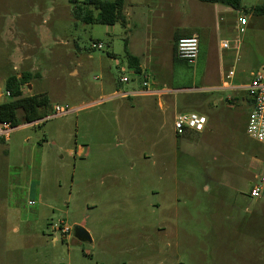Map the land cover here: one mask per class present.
<instances>
[{
    "label": "rangeland",
    "instance_id": "374dc122",
    "mask_svg": "<svg viewBox=\"0 0 264 264\" xmlns=\"http://www.w3.org/2000/svg\"><path fill=\"white\" fill-rule=\"evenodd\" d=\"M125 1L130 9L136 1L139 13L127 26L78 19L70 0H0V90L6 91L10 74L30 72L29 93L49 97L47 113L55 104L70 109L115 95L144 80L129 63L126 43L150 81L188 89L176 93L188 103L182 107L202 111L211 129L190 155L179 153L185 186L174 221L177 237L140 227L149 217L143 192L148 125L142 107L114 96L0 136V264H97L105 256L134 264H264V194L250 195L255 176L264 178V143L247 134L250 93L221 85L246 84L264 69V13L253 11L264 0H241L239 9L201 0ZM194 30L198 57L187 63L176 56V43ZM99 42L102 48L93 47ZM53 128L59 130L56 141L47 137ZM70 132L84 152L91 149L90 157L63 150ZM125 139L128 144L117 145ZM116 159L131 161L133 168L122 164L119 178L127 179L116 183L115 195L103 196L100 178L116 168L108 164ZM124 185L128 192L120 189ZM172 217L151 216L166 226ZM99 219L117 227L112 246L93 250L75 237L74 226ZM119 225L128 229L117 231ZM66 226L70 231L63 233Z\"/></svg>",
    "mask_w": 264,
    "mask_h": 264
},
{
    "label": "crops",
    "instance_id": "0c3cea01",
    "mask_svg": "<svg viewBox=\"0 0 264 264\" xmlns=\"http://www.w3.org/2000/svg\"><path fill=\"white\" fill-rule=\"evenodd\" d=\"M137 2H130L129 4L132 5V8L130 9L126 5V13L128 18H131L132 15L138 16V12L135 11L134 6L137 5ZM37 6H42L39 3ZM50 6V5H47ZM196 34L199 37L198 31H192L190 35ZM188 35V36H190ZM30 56H25L23 58L24 61L28 60ZM17 68V66H14V69ZM140 68L141 73H137L134 69V71L143 77L144 74H148L147 69L143 66L142 62L140 61ZM234 71V70H233ZM235 75V73H234ZM232 75V76H234ZM150 77V75H149ZM232 78V77H231ZM249 78H247V81ZM229 84L226 86V84ZM151 84L153 87H155L158 90H166L165 93L162 95L157 94H142V93H136L140 92L143 88V82L142 83H131L130 87L126 90L119 91L117 90L115 95L107 96L102 99H95L92 100L90 103L87 104H79L74 105L72 108L67 109V112L64 114H59L56 111V106H59L58 104H55L52 107V110L50 113H46V115L36 121L30 122V123H23L20 124L15 128L23 127L28 124H37L41 120L49 121L50 119H61L66 114L72 112V111H78L81 108L93 105L95 103H99L105 99L112 98L114 96H119L123 99H129L130 102H136V105L142 107L144 118L147 122V127L145 129L144 134V170H143V183H144V199H147V203L144 207V211L147 216V222L145 223V220L143 223H140V227L147 229V231H151L152 227L156 229V232H160L162 234H168L169 237L176 238L177 237V224L174 222L176 221L178 215L182 212L181 210V200H182V189L185 186L184 183V177L183 173L180 171L179 168L182 166V160L179 159V153H185L187 152L188 155L189 151L194 150V145L197 148L195 141L202 143L205 139L204 132H207L209 129H211L210 125V119L207 117V124L205 125V128L202 132H198L195 130H187L184 134L179 135L177 134L175 127H174V120L177 114L182 112H189L184 110L182 107L185 103L188 105L187 102L182 101L179 97L178 92L181 90H188L186 88L180 89L178 87H160L158 84H161L158 81H151ZM29 85L31 87H29ZM222 88L232 89L235 91L245 90L244 86L246 84L239 83L235 84L234 82H222ZM29 87L28 93L24 91V93L30 94L29 92L34 88V85L32 83H29L26 85V87ZM174 94H171V93ZM6 96V91L4 93L0 90V102L3 100L1 99L2 96ZM244 100V98H243ZM136 105H128L131 107L132 110L136 108ZM137 106V107H138ZM79 112V111H78ZM199 112V111H198ZM200 111L199 113H201ZM131 112H128V115ZM172 114V117L170 119L169 115ZM203 114V113H202ZM161 118V119H160ZM59 134V130H55V128L49 130L47 132V137H49L51 140H55ZM153 136H156L154 138ZM68 144L64 145L62 148L65 152L68 153L71 157H80L86 159V157L91 156V149L87 152H84L85 149L82 147L81 144L77 145V139H75V136H73V132H70L67 135ZM171 142V143H170ZM170 145H172V150L169 153L167 152V148ZM128 144L127 139L123 141V143L120 141L117 145H123ZM194 144V145H193ZM77 145V147H76ZM79 146V147H78ZM78 150V151H77ZM85 154V155H84ZM170 157V158H168ZM99 162H95L97 164ZM108 164H110L113 167H116L115 169L109 171L108 174L102 175L100 178V183L103 185V188H106L107 191L103 192V196H111L115 195V186L116 183L121 181L120 179H127L125 176L124 178H119L121 173L123 172L120 170V167L123 166L128 168L130 171L133 168V164L131 161H122L119 159H116L114 161L110 160L108 161ZM109 178V181L108 179ZM125 181V180H124ZM189 183H187L188 185ZM120 189H123L124 191L129 190V186H121ZM105 198V197H104ZM106 210V209H105ZM108 210V209H107ZM115 210V209H114ZM132 211L133 209H127V211ZM109 211V210H108ZM159 215V214H165V215H173L170 226H166L164 224V220L160 221L158 218H156L154 221H152L151 216ZM165 219V218H164ZM101 219L98 220L97 223L93 225H87L85 222L81 223L89 232L91 236V240L87 241L90 243L91 248L94 250L99 246V244L103 243V246L110 245L112 246L110 239L114 235V229L117 227L116 225L103 223ZM128 229L126 226L119 225L118 230H125ZM150 238V236H149ZM56 240V239H55ZM105 254H107V250L103 251ZM97 264H134L138 262L137 260L133 261H125V259H114V261H110L107 256L104 258L98 257L96 259Z\"/></svg>",
    "mask_w": 264,
    "mask_h": 264
},
{
    "label": "trees",
    "instance_id": "16d2710c",
    "mask_svg": "<svg viewBox=\"0 0 264 264\" xmlns=\"http://www.w3.org/2000/svg\"><path fill=\"white\" fill-rule=\"evenodd\" d=\"M73 3V15L87 22H99L107 25L121 23L127 26L129 18L126 13L125 0H70ZM204 2L224 3L233 8L242 7L241 0H201ZM92 6L97 12L93 13L85 10V6ZM257 14L264 13V3L253 8ZM180 38V37H179ZM178 38V39H179ZM178 41V40H177ZM130 65L137 73H141L140 60L132 55L127 49ZM33 74L23 72L22 74H10L5 83V90L9 92V97L0 102V122H9L12 127L23 123L36 121L46 115V108L49 105V97L46 94L25 95L24 87L31 82ZM245 99V98H244ZM251 107L253 98L249 99ZM19 112H22L19 117Z\"/></svg>",
    "mask_w": 264,
    "mask_h": 264
},
{
    "label": "built area",
    "instance_id": "2783aa9c",
    "mask_svg": "<svg viewBox=\"0 0 264 264\" xmlns=\"http://www.w3.org/2000/svg\"><path fill=\"white\" fill-rule=\"evenodd\" d=\"M241 25L246 24V19L241 18ZM199 37L196 34L190 36L180 37L176 43V56L186 61L187 63H194L198 57ZM222 46L229 48L228 41H223ZM93 47L102 48L101 42L93 44ZM234 71L232 70L229 77H232ZM143 88L140 92L142 94H157L162 95L166 90H158L152 86L150 77L147 74L143 75ZM123 81H128L127 77L122 78ZM244 89L250 93L253 98V104L249 112L246 130L247 134L254 140L264 143V69L256 72L244 86ZM9 97V92L6 91ZM56 111L59 114H64L67 109L56 106ZM207 117L197 111L182 112L176 115L174 120V127L177 134L182 135L187 130H195L202 132L207 124ZM14 129L9 122H0V136L8 138L11 131ZM252 188L250 191L251 197H260L264 194V178L255 176V180L251 182ZM63 233H68L70 227L60 228Z\"/></svg>",
    "mask_w": 264,
    "mask_h": 264
},
{
    "label": "water",
    "instance_id": "95a60500",
    "mask_svg": "<svg viewBox=\"0 0 264 264\" xmlns=\"http://www.w3.org/2000/svg\"><path fill=\"white\" fill-rule=\"evenodd\" d=\"M29 87L31 86L29 85ZM74 234H75V237L80 241H90L91 240V236L88 230L81 224H76L74 226Z\"/></svg>",
    "mask_w": 264,
    "mask_h": 264
}]
</instances>
